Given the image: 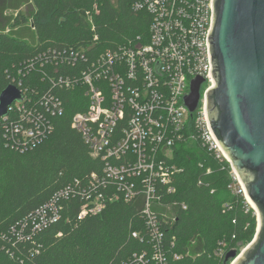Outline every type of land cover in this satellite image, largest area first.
<instances>
[{
	"label": "trees",
	"instance_id": "16d2710c",
	"mask_svg": "<svg viewBox=\"0 0 264 264\" xmlns=\"http://www.w3.org/2000/svg\"><path fill=\"white\" fill-rule=\"evenodd\" d=\"M138 1L0 0V92L8 84L18 86L17 80L12 82L17 78H22L19 88L27 92L47 90L48 83L40 77L44 71L52 76L53 69L37 65L29 71L27 64L47 48H83L99 54L138 37L146 41L150 17L134 9ZM29 32L34 42L26 40ZM56 92L62 115L52 120L51 134L26 151L7 146L0 120V264H124L141 247L130 238L131 231H143L138 201L111 202L100 214L80 221L79 201H68L58 221L30 240L19 237L27 217L56 191L101 170V162L71 126L74 114L87 106L83 89ZM8 117H13L11 112ZM176 159L183 170L175 177L171 198L186 209L174 206L175 221L163 227L172 255H181L171 256L168 264H230L225 255L248 242L255 230L252 210L234 192L228 164L216 159L200 139L179 146Z\"/></svg>",
	"mask_w": 264,
	"mask_h": 264
},
{
	"label": "built area",
	"instance_id": "2783aa9c",
	"mask_svg": "<svg viewBox=\"0 0 264 264\" xmlns=\"http://www.w3.org/2000/svg\"><path fill=\"white\" fill-rule=\"evenodd\" d=\"M134 9L150 17L146 41L138 37L99 54L72 47L40 51L27 64L29 71L37 65L53 69L52 76L44 71L40 77L48 89L27 92L19 88L22 78L12 79L22 100L9 107L12 118L7 114L0 120L7 146L26 151L45 140L52 120L62 115L57 89L82 88L87 106L74 114L71 126L101 162V170L56 191L27 217L19 237L30 240L58 221L68 201L80 203L77 221L100 214L111 202L138 201L143 231H131L130 238L141 247L124 264H168L171 256L181 255H172L163 227L175 221L174 206L186 209L171 198L175 177L183 170L176 159L179 146L200 139L228 164L232 179L244 190L206 120L205 93L213 84L206 40L212 0H139ZM86 15L91 23L90 13ZM198 77L203 79L200 99L190 112L185 97Z\"/></svg>",
	"mask_w": 264,
	"mask_h": 264
},
{
	"label": "water",
	"instance_id": "95a60500",
	"mask_svg": "<svg viewBox=\"0 0 264 264\" xmlns=\"http://www.w3.org/2000/svg\"><path fill=\"white\" fill-rule=\"evenodd\" d=\"M213 84L205 93L210 133L237 175L258 217L252 241L229 251L230 264H264V0H212L207 35ZM202 78L194 79L185 105L193 112ZM22 93L14 84L0 92V118Z\"/></svg>",
	"mask_w": 264,
	"mask_h": 264
},
{
	"label": "rangeland",
	"instance_id": "374dc122",
	"mask_svg": "<svg viewBox=\"0 0 264 264\" xmlns=\"http://www.w3.org/2000/svg\"><path fill=\"white\" fill-rule=\"evenodd\" d=\"M28 9H30V6H29V8ZM21 11L22 12H25L26 11V6L24 7H22L21 8ZM7 14H14L15 12H12V11H7L6 12ZM27 26L30 28V24L28 23L27 24ZM28 28V29H29ZM30 31H31V29H30ZM31 32H33V31H31ZM31 32H29V34H30V36L29 37H26V40L28 41V42H34V38H33V33H31ZM231 178V177H230ZM233 183H234V185H233V190H234V192L236 193V194H241L242 195V199L248 204V206H249V208L252 210V215H254V217H255V230H254V232H253V234H252V236H251V238H250V240L248 241V242H246L245 244H242V245H239V246H237L236 247V252L237 253H240L241 251H243V249L252 241V239L254 238V235H255V233H256V229H257V225H258V217H257V214H256V212L253 210V208L251 207V204L250 203H248V201L245 199V197H244V192L242 191V189H241V187L237 184V182H235L234 180H233ZM237 186H239V187H237ZM231 263V262H230Z\"/></svg>",
	"mask_w": 264,
	"mask_h": 264
}]
</instances>
